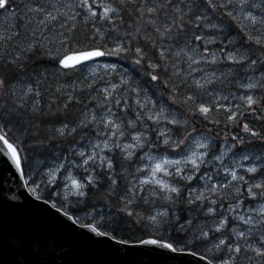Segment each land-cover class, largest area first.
Here are the masks:
<instances>
[{"label": "snow or ice", "instance_id": "snow-or-ice-1", "mask_svg": "<svg viewBox=\"0 0 264 264\" xmlns=\"http://www.w3.org/2000/svg\"><path fill=\"white\" fill-rule=\"evenodd\" d=\"M0 170L102 256L2 264H264V0H0Z\"/></svg>", "mask_w": 264, "mask_h": 264}, {"label": "water", "instance_id": "water-1", "mask_svg": "<svg viewBox=\"0 0 264 264\" xmlns=\"http://www.w3.org/2000/svg\"><path fill=\"white\" fill-rule=\"evenodd\" d=\"M12 196H16L15 201L9 200ZM27 196L28 191L23 187V182L18 174L13 175L12 171L0 170V197L9 200V203L21 205V207H0V229L10 231L25 228L34 241L47 240L55 245L53 249L55 252L69 253L66 257L69 260L87 262L102 258L100 254L91 251L76 236L50 227L46 221L39 218L30 206L25 204ZM187 259L191 260L192 258L188 257ZM0 264H2V259H0Z\"/></svg>", "mask_w": 264, "mask_h": 264}]
</instances>
